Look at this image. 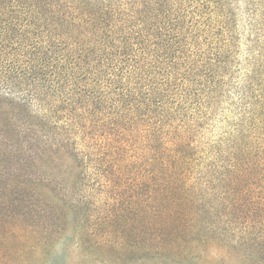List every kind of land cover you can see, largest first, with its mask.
I'll list each match as a JSON object with an SVG mask.
<instances>
[{
	"label": "trees",
	"instance_id": "obj_1",
	"mask_svg": "<svg viewBox=\"0 0 264 264\" xmlns=\"http://www.w3.org/2000/svg\"><path fill=\"white\" fill-rule=\"evenodd\" d=\"M70 249L264 264V0H0V264Z\"/></svg>",
	"mask_w": 264,
	"mask_h": 264
},
{
	"label": "rangeland",
	"instance_id": "obj_2",
	"mask_svg": "<svg viewBox=\"0 0 264 264\" xmlns=\"http://www.w3.org/2000/svg\"><path fill=\"white\" fill-rule=\"evenodd\" d=\"M61 258H62V260L60 259V261H58V264H61V263L62 264L63 263H66V264H83L84 263V260L82 261V259L76 253H73L71 249H70V253L62 256ZM89 264H100V262L99 261H92V263H89Z\"/></svg>",
	"mask_w": 264,
	"mask_h": 264
}]
</instances>
